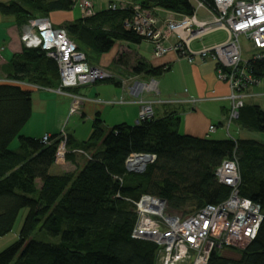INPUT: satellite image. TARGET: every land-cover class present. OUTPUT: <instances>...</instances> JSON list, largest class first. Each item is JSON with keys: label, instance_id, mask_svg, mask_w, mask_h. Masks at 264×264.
Returning a JSON list of instances; mask_svg holds the SVG:
<instances>
[{"label": "trees", "instance_id": "16d2710c", "mask_svg": "<svg viewBox=\"0 0 264 264\" xmlns=\"http://www.w3.org/2000/svg\"><path fill=\"white\" fill-rule=\"evenodd\" d=\"M18 1L1 5V12L29 22L75 5L73 0ZM200 1L212 5L211 0ZM141 6L177 15L191 16L195 11L189 0H147ZM133 13L131 9H107L64 29L91 62L89 52L101 56L117 42L139 44L143 40L125 29ZM123 58L117 62L123 64ZM11 66L10 80L59 87L58 65L42 49L24 47ZM261 68H257L258 74ZM131 69L136 75L151 77L166 72L146 61ZM108 82L116 84L113 79ZM32 93L16 84L0 83V239L12 232L21 211L29 209L19 239L0 252V264H157L158 246L133 236L138 214L126 199L150 195L167 202L169 213L182 217L221 204L232 192L215 175L226 159L238 161L242 198L260 204L264 212V144L257 140L237 138L232 132L231 138L227 135L220 140L212 135L185 136L180 133V118L169 112L164 118L121 124L110 132L99 118L87 142L79 144L60 133L44 143L20 137L32 116ZM233 124L264 134V110L246 103ZM16 138L20 145L11 151ZM63 144L66 151L80 146L91 152L90 158L84 167L56 176L50 171ZM133 153L153 155L155 161L142 174L130 173L126 159ZM38 229L54 242L32 239ZM258 231L245 249L237 251L239 256L229 258L214 252L210 264H264V222Z\"/></svg>", "mask_w": 264, "mask_h": 264}, {"label": "built area", "instance_id": "2783aa9c", "mask_svg": "<svg viewBox=\"0 0 264 264\" xmlns=\"http://www.w3.org/2000/svg\"><path fill=\"white\" fill-rule=\"evenodd\" d=\"M73 1L80 6L83 18L94 17L97 13L90 0ZM189 1L195 7L191 16L157 9L147 10L141 5L131 6L118 1L111 2L108 10L134 11L132 19L125 22V29L132 30L138 37L150 42L153 57L157 60L175 53L190 64L196 58L214 61L217 78L227 83L230 90L229 96L225 98L230 102L225 124L228 132L231 124L238 119L246 99L250 97L249 88L264 84V0H211L212 5L200 0ZM199 10H205L209 17L199 18ZM161 13L166 14L167 18H163ZM215 32H224L227 39L212 45L203 44L205 38ZM21 33L20 40L26 49H42L56 62L59 87L41 88L6 78H0V83H12L30 90L56 91L62 96L71 97L76 103L72 107V113H75L80 109L78 103L86 102L88 98L75 95L72 91L115 79L110 70L92 65L87 54L79 50L68 32L55 27L48 17L30 19ZM241 38L252 45L248 58L244 56ZM196 42L201 43L200 49L192 47ZM258 67H262L259 74ZM122 84L134 100L121 98L109 100L106 104L120 106L136 103L139 105L137 124L153 119L156 116V101L146 99L144 93L157 92V82L152 79L149 82L136 80ZM189 101L197 105L200 100L196 98ZM216 131V126L209 129L210 134ZM228 136L231 138L229 133ZM50 137L45 135L42 142L48 143ZM65 147L63 144L58 151L59 159L65 158ZM126 160L127 171L142 174L155 161V156L133 153ZM215 175L221 184L231 188L230 196L221 204L204 206L187 217L169 213L167 202L150 195L135 200L126 199L138 214L133 236L150 240L158 246L157 264H210L214 252L222 254L226 249H234L256 238L264 222V212L260 204L240 195L241 177L237 159L224 160Z\"/></svg>", "mask_w": 264, "mask_h": 264}, {"label": "crops", "instance_id": "0c3cea01", "mask_svg": "<svg viewBox=\"0 0 264 264\" xmlns=\"http://www.w3.org/2000/svg\"><path fill=\"white\" fill-rule=\"evenodd\" d=\"M46 1L55 2L60 0ZM90 1L97 12H102L108 9L111 2L118 1L128 3L131 6H138L147 0ZM13 2L17 3L19 1L0 0V7ZM33 13L37 12L34 11ZM197 15L201 19L209 17L205 10H199ZM161 16L167 18L164 13H161ZM48 18L53 21L55 27L64 28L82 19L83 16L80 6L76 4L72 6L71 10L51 12ZM28 23V21L18 19L15 16L5 15L0 9V78L9 79L13 68L11 66L12 62L15 56L19 55L24 49L20 37L23 27ZM203 44L212 45L215 43L206 40ZM192 47L200 49L201 43L196 42ZM121 56H126V60H131L132 64L124 60L123 64L118 63L117 61ZM140 61H146L154 67H163L166 72L161 77H151L147 74L136 75L132 72L131 67L137 65ZM90 63L94 66L98 65L109 69L115 76L113 80L116 84L104 82L107 85H98L97 83L72 91L75 95L88 98L86 102L78 103L80 109L76 113H72V107L76 104L73 98L62 96L56 91L33 90L31 96L32 116L22 129L25 136L33 139H43L45 135L54 136L62 129L66 132L63 135H68L73 141L80 144L89 141L93 132V124L99 118L103 121V128L106 132H110L113 127L121 124L136 125L139 118V105L131 103L118 106L107 105L106 102L120 100L121 98H125L127 101L134 100V97L128 93L127 87L122 82L128 83L136 80L149 82L154 79L157 82V92L144 93V97L150 101H156L155 115L157 118H164L169 112L177 114L180 118V133L185 136L206 138L212 135V138L216 140L227 138L225 124L228 119L230 102L225 98L229 96L230 90L227 83L217 78L214 61H203L196 58L194 63L190 64L185 59H180L175 53L157 60L153 57L152 44L143 39L139 44L117 42L109 53L99 56L100 64H94L92 61ZM248 93L250 97L246 99V103L255 104L261 110H264V84L251 86ZM196 98L200 100L197 105L189 101ZM164 101H176L178 103L167 104ZM33 118H37L34 119L36 125L31 126ZM38 125L43 126L41 128ZM44 125H47V127ZM235 125L233 134L237 138H248L245 136L248 131L238 126V124ZM81 126L85 127L87 131L90 129L88 136L80 135L79 127ZM211 126L219 128L216 132L210 134L209 129ZM67 151L72 153L71 156H68L70 160L68 158L57 159L56 164L50 171L51 174H53L52 171L55 168L63 171V173L74 172L88 163L91 152L83 150L80 146L69 148ZM53 175L57 176L58 173ZM225 253H222V255L225 256Z\"/></svg>", "mask_w": 264, "mask_h": 264}, {"label": "rangeland", "instance_id": "374dc122", "mask_svg": "<svg viewBox=\"0 0 264 264\" xmlns=\"http://www.w3.org/2000/svg\"><path fill=\"white\" fill-rule=\"evenodd\" d=\"M227 39V35L224 33V32H215L214 34H211V35H209V36H207L206 38H205V40L204 41H208V42H210V43H218V42H223V41H225ZM241 46H243V50H244V56H245V58H248L249 57V55H250V53H251V51H252V45L250 44V42H248L245 38H241ZM86 52V51H85ZM88 53V52H87ZM88 55H89V57H90V59H91V61H92V63H94V64H100L99 63V56L98 55H93L91 52H89L88 53ZM127 59V57L125 56L124 58H123V60L125 61V62H127V63H131L132 64V61L131 60H129V61H127L126 60ZM109 70V69H108ZM98 85H107V84H105L104 82H99L98 83ZM76 113V112H75ZM34 119H37V118H33L32 120V122H31V126H33V125H36V120H34ZM68 124V123H67ZM43 126V125H42ZM42 126L41 125H38V127H41L42 128ZM45 127H47V125H44ZM236 125H234V124H231V126H230V129L228 130V132H227V129H226V134L228 135V133L230 134L231 133V131H232V134L234 133L233 132V128L235 127ZM239 126V125H238ZM88 129H89V126H88ZM24 131V130H23ZM23 131H21L22 133H20V137H23V135H24V132ZM88 131H90V129L88 130ZM88 131H87V129L85 128V127H79V133H80V135L81 136H84V137H86V136H88L87 134H88ZM63 134V133H66L65 131H63L62 129H60L59 130V132L58 133H56V134ZM56 134H54V135H56ZM232 134H230V136L232 135ZM25 136V135H24ZM246 137H248L249 139H255V140H257L258 142H260V143H262V144H264V134L263 133H260V132H256V131H253V132H247L246 133V135H245ZM214 137V136H213ZM20 145V143H19V139L18 138H16L14 141H12V144H11V146H10V150L12 151V150H16L17 148H18V146ZM65 149H66V147H65ZM65 152H66V150H65ZM61 160H63V159H61ZM52 173L53 174H61V173H63V171H60V170H56V168L52 171ZM167 211H168V209H167ZM28 212H29V209L28 208H26V209H24V210H22L21 211V213L19 214V216H18V218H17V221H16V224H15V226H14V228H13V230H12V232L11 233H9V234H7V235H5V237H3V238H1L0 239V252H2V251H4V250H6V248L7 247H9V246H11V245H13L14 243H16V240H18L19 239V236H20V233H21V228H22V226H23V224H24V222H25V218H26V215L28 214ZM169 212V211H168ZM178 217H180V216H178ZM32 239H35V240H37L38 241V239L40 240V241H46V242H49V241H51V242H54V240L53 239H51V237L50 236H48L47 234H46V232L44 231V232H42L41 230H39L38 229V231L37 232H35L34 233V235L32 236ZM247 245H248V242H246V243H241V244H239V245H237L234 249H235V251H231V250H229V249H226L225 250V254H226V256L227 257H229V258H236V256H239V254H237V251H242L243 249H245L246 247H247Z\"/></svg>", "mask_w": 264, "mask_h": 264}, {"label": "bare ground", "instance_id": "6f19581e", "mask_svg": "<svg viewBox=\"0 0 264 264\" xmlns=\"http://www.w3.org/2000/svg\"><path fill=\"white\" fill-rule=\"evenodd\" d=\"M209 206V205H208ZM136 227V226H135ZM231 250V249H230Z\"/></svg>", "mask_w": 264, "mask_h": 264}]
</instances>
